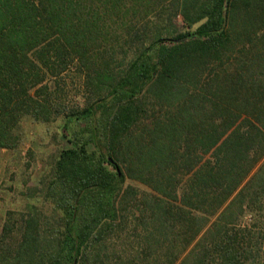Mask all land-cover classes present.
Returning a JSON list of instances; mask_svg holds the SVG:
<instances>
[{
	"label": "trees",
	"instance_id": "trees-1",
	"mask_svg": "<svg viewBox=\"0 0 264 264\" xmlns=\"http://www.w3.org/2000/svg\"><path fill=\"white\" fill-rule=\"evenodd\" d=\"M58 116L0 264H264V0H0V149Z\"/></svg>",
	"mask_w": 264,
	"mask_h": 264
},
{
	"label": "rangeland",
	"instance_id": "rangeland-1",
	"mask_svg": "<svg viewBox=\"0 0 264 264\" xmlns=\"http://www.w3.org/2000/svg\"><path fill=\"white\" fill-rule=\"evenodd\" d=\"M176 21L180 27L181 17ZM59 81L60 96L66 104L71 106L84 101L82 79L74 70L63 72ZM20 124L22 135L19 145L13 149H0V231L8 212L19 216L32 211L36 205L46 215L51 213V205L36 196L37 182L58 148L66 144L61 116L47 123L24 118ZM14 231L16 236L18 226Z\"/></svg>",
	"mask_w": 264,
	"mask_h": 264
}]
</instances>
